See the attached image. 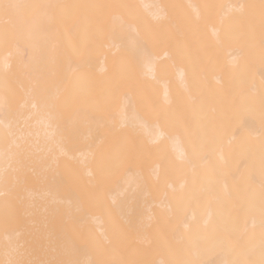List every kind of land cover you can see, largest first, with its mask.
<instances>
[{
  "label": "bare ground",
  "instance_id": "1",
  "mask_svg": "<svg viewBox=\"0 0 264 264\" xmlns=\"http://www.w3.org/2000/svg\"><path fill=\"white\" fill-rule=\"evenodd\" d=\"M0 264H264V0H0Z\"/></svg>",
  "mask_w": 264,
  "mask_h": 264
}]
</instances>
